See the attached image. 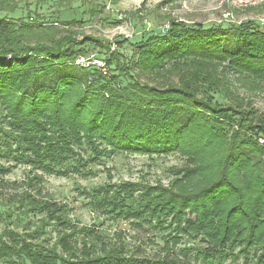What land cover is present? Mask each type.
I'll return each instance as SVG.
<instances>
[{
	"label": "trees",
	"instance_id": "trees-1",
	"mask_svg": "<svg viewBox=\"0 0 264 264\" xmlns=\"http://www.w3.org/2000/svg\"><path fill=\"white\" fill-rule=\"evenodd\" d=\"M39 1L0 0V200L7 206L0 222H9L0 231V264H192L172 250L184 236L205 243L195 250L204 264L236 249L245 261H264V112L232 83L264 92V27L168 18L137 42L113 44L79 33L75 18L13 16ZM88 9L93 17L101 11ZM90 46L104 50L103 68L76 64ZM173 152L187 165L169 169L168 185L114 182L108 172L106 182L79 190L109 218L155 230L163 240L155 255L131 252L122 232L108 245L107 234L91 227L67 252L72 234L52 246L35 242L48 226L66 230L72 222L66 205L55 208L42 193L45 176L83 178L111 155ZM19 164L28 168L25 179L5 180Z\"/></svg>",
	"mask_w": 264,
	"mask_h": 264
},
{
	"label": "rangeland",
	"instance_id": "rangeland-1",
	"mask_svg": "<svg viewBox=\"0 0 264 264\" xmlns=\"http://www.w3.org/2000/svg\"><path fill=\"white\" fill-rule=\"evenodd\" d=\"M67 1V6L61 7L58 0H40L35 4L36 8L32 4L30 7L18 10L13 16H16L15 18L22 16L26 19L27 16L33 15L46 21L58 22L59 24L61 21L75 18L78 22L75 28L79 30V33L92 35L102 39L103 42H113V44L123 39H127L129 43L137 42L142 36L152 31H159L164 25H167L168 18L182 20L188 23H202L204 26L219 23L220 21L241 22L245 20H256L264 27V7L257 6L238 9L228 3H221V0ZM92 5L96 6L98 10H101L98 13L96 12L98 17H93V14L89 12L88 8ZM139 8L141 12H137ZM120 50L127 55L130 53L128 44H125ZM104 56V50L90 46V53L85 58L88 63L84 66L95 65L98 67L94 63V60H101L99 58H103ZM232 83L240 95L246 98V100H249L259 111L264 112L263 91L249 88L245 83L240 81L235 82L233 79ZM257 140L263 143L261 138ZM186 165V157L179 155L177 152L159 156L119 153L105 157L102 163L92 166V170L94 171L93 175H87L83 178L79 175L71 177L45 176L41 183L42 193L48 194L53 199L49 201L56 204L55 208L66 205L68 207V217L72 222L66 230L62 226L55 224L48 226V232L43 237H38L35 242H42L47 246H52L62 233L72 234L71 239L67 240L68 247L65 251L67 252L73 249L75 238L78 240L80 238H86L85 229L91 227L97 230V232L107 234V240H109L108 245L116 242L119 238V233L122 232V241L131 252H135L138 256H141V254L149 256L155 255L163 244V240L159 234H156L155 230L151 229V227L133 226L130 223L109 218L100 213L99 210L96 211L91 208L88 204V197L81 195L79 190L87 191L93 186L106 182L108 180V172H110L114 182L130 180L139 182V184L144 182L154 184L159 181L162 185H168L172 179V174L169 169L172 167L181 168ZM27 172L28 168L23 164H19L4 179L9 182H19L25 179ZM77 186H79L78 189L76 188ZM24 189V187H21L18 191ZM4 190L5 192H11L13 188H4ZM6 208L7 206L0 200V211L2 212ZM66 214L63 211H57L55 212V218H66ZM7 222H0V231L5 224L7 225ZM9 226L13 227L10 224ZM28 230H34V228ZM73 230L76 233H73ZM204 247L205 243L200 238L193 239L184 236L181 242L173 247L172 250L175 256H181L179 257L181 260L187 259L192 264H204L195 257V250ZM234 254L235 256L232 255V257L220 263L213 262L211 264H254V258L246 261L243 260L241 255H237V249ZM258 254L259 251L256 252V255ZM257 264H264V261L257 262Z\"/></svg>",
	"mask_w": 264,
	"mask_h": 264
},
{
	"label": "built area",
	"instance_id": "built-area-1",
	"mask_svg": "<svg viewBox=\"0 0 264 264\" xmlns=\"http://www.w3.org/2000/svg\"><path fill=\"white\" fill-rule=\"evenodd\" d=\"M221 3H228L232 7L238 8V9H245V8L257 7V6L264 7V0H221ZM87 63L88 61H86L84 57L79 56L76 59V64L85 65ZM94 63H96L100 68H103L102 61L94 60Z\"/></svg>",
	"mask_w": 264,
	"mask_h": 264
}]
</instances>
